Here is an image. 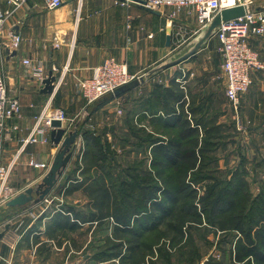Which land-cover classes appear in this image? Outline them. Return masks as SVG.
I'll list each match as a JSON object with an SVG mask.
<instances>
[{
    "label": "crops",
    "instance_id": "crops-1",
    "mask_svg": "<svg viewBox=\"0 0 264 264\" xmlns=\"http://www.w3.org/2000/svg\"><path fill=\"white\" fill-rule=\"evenodd\" d=\"M243 3L261 6L264 5V0H243ZM74 4H77L76 1L68 0L59 9L47 11L42 0H29L13 11L5 0H0V10L7 13V19L0 33V75L4 76L8 94L17 97L21 107L20 118L7 124L8 129L4 142L6 161L18 149L21 139L29 135L35 118L42 113L47 103L52 106L59 94L65 95L68 100L70 92L67 90H73L72 87L75 88V91L78 90V93L74 92L75 96L70 101L74 104L84 101L80 97V90L76 82L78 79L90 78L93 68L112 58L124 64L127 72L137 78L164 61L175 46V41H180L172 34L175 24L181 25V29L175 32H186L183 34L185 38L181 41L187 39L188 43L197 35H191L192 31L196 29V23L193 14H190L186 8L171 20L172 9L170 7H163L158 12H149L138 5H131L128 8L117 6L113 0H83L77 4L78 8H72ZM92 4L93 7L90 6ZM111 6L120 7V13L112 12L106 8ZM142 12L158 18L156 32L146 31L142 22ZM11 33L18 34L22 38V43L15 50V54H11L12 50L6 47ZM149 35L151 38H148ZM167 35L170 36L168 46L166 45ZM54 40L59 42V47L53 46ZM248 44L257 53L263 68L251 73L252 85L240 95L239 121L244 130L240 133V138L237 136L236 140L233 139L234 143L227 141L217 149V171L219 176L229 179L237 169L241 168V164L245 160L252 159L253 167L245 169V179L248 181L254 175L258 180L264 182V35L249 36ZM218 48L219 42L214 35L195 55L176 66V71L173 74H168L169 77L164 79V83L159 82L155 87L160 86L158 89L170 88L171 82H174L179 89L184 91V99L188 104L189 97H197L202 91L201 88L206 86V77H203L202 85H192L190 75L195 73L190 71L195 68L193 66H196L201 60H211L213 56H217L214 59L217 67L214 72L220 75L221 57ZM7 49L10 52H7ZM23 59H29L31 65L24 66ZM38 62L43 65L45 77L51 71L56 78L57 87L51 96L41 94L42 81L39 82L30 75V71ZM52 68L55 70L53 71ZM182 76H184V82H177V79ZM207 78L209 77L207 76ZM151 80L153 77L124 95L129 98L131 103L133 101L135 108L140 107L139 111L135 113L139 118L138 123H140L139 120H143L142 123L147 120L149 122L151 118L145 112L149 107L148 101L156 95V93L153 94V90H149L148 84ZM145 102L147 105H144ZM99 107L102 105L96 106V108ZM158 112L160 113V111ZM130 115L132 114L130 113ZM134 122H136L135 119ZM126 123L128 124L126 131H132L128 117ZM13 126H17V129L14 130ZM141 128L143 127L141 126ZM145 128L148 129V127ZM147 129L145 130L147 131ZM46 140L27 145L19 159L22 157L24 162L32 161L36 164L49 163L50 165L54 151L49 143V134H47ZM249 144L251 146H248ZM38 172H41L42 175L41 170L35 171V175ZM50 219L53 221L45 225L44 230L38 228V231H33L32 229L21 236L16 235L10 225L9 244L0 240V264H6L9 261L12 264H17L23 257L21 254L24 255L26 252L29 254V258H27L29 261H32L34 256L40 257L44 253L49 256L62 252L63 262L66 261L65 264H68L69 256L82 253L84 246L77 247L72 238L66 240L61 237L82 230L83 225L79 226L78 224V227L72 223L75 222L74 220H68L66 217L56 214L52 215ZM20 239L23 243L21 249L18 247L21 244L19 243Z\"/></svg>",
    "mask_w": 264,
    "mask_h": 264
},
{
    "label": "trees",
    "instance_id": "trees-1",
    "mask_svg": "<svg viewBox=\"0 0 264 264\" xmlns=\"http://www.w3.org/2000/svg\"><path fill=\"white\" fill-rule=\"evenodd\" d=\"M148 102L152 128L141 129L132 145L143 159L135 156L115 174L104 165L107 158L97 139L96 151L85 145L77 168L82 181L67 192L86 186L95 212L89 217L73 209L55 214L89 228L112 221L113 242L106 239L103 248L110 253L102 249L93 258L98 262L170 264L176 252L194 246V230L209 227L230 245L229 264H264V182L253 194L243 161L229 179L218 175L216 151L229 136L219 113L199 107L196 96L186 104L174 82Z\"/></svg>",
    "mask_w": 264,
    "mask_h": 264
},
{
    "label": "rangeland",
    "instance_id": "rangeland-1",
    "mask_svg": "<svg viewBox=\"0 0 264 264\" xmlns=\"http://www.w3.org/2000/svg\"><path fill=\"white\" fill-rule=\"evenodd\" d=\"M90 6L93 7V4ZM72 8H78L77 4H74ZM106 8L116 13H120L121 11L120 7L111 6ZM141 15H142V22L144 24L146 31L151 30L153 32H156L158 26V22H157L158 18H155L149 13L142 12ZM151 17L152 20H150ZM175 25L172 28L173 36L175 35V31L181 29V25L180 26L178 24ZM183 38H185V36H183ZM178 40H181V38H179ZM174 44L176 46L179 45V47H176L175 50L174 49L171 50V53L168 55L166 59L175 56L177 51L179 50L183 52L187 50L186 47L187 39L182 43L180 42V44L176 40ZM216 58L217 56H213L211 60L208 59L204 61L201 60V62L199 61L196 64V66H193L195 68H193L190 72L193 71L195 74L193 75L191 73L192 75H190V79H191L190 81L192 85L198 86L199 84L201 85L203 84L204 82L203 77H206L205 79L206 86L205 88H201L202 91L197 96L196 104L198 103L199 107L207 108V106H210V110L213 113L214 112L219 113L218 120L220 121V123L223 122L225 126L224 134L229 135L227 137L226 142L228 141L234 143V140H236L237 136L238 138H240L239 137L241 136L240 133H242L243 131L237 130L235 112L232 109L231 105L225 99L224 96L225 83L221 76V73L219 75L217 72H214L216 71L217 68L215 66L216 64L214 60ZM176 66L157 74V76L156 75L152 76L153 80L149 82L148 86H149V90L151 91L153 90V94L161 91V89L156 90L160 88V86L157 87L155 86L159 82L164 83L165 82L164 79L169 77L168 74L170 73L173 74V72L176 71L177 69V68L175 69ZM207 76L209 78H207ZM72 89L73 90L71 91L67 90L68 92H70L68 94L69 95L67 98L68 100H66L65 95L59 94L56 97L55 101L52 103V106L49 104V109H51L50 112L57 110L63 111L68 117V119L72 121L69 124V126H71L75 123L76 119L80 116L82 111L88 108L90 113L83 126L84 129L83 131L86 132V138L84 137L82 131L79 137L78 148L75 151V154L63 178L61 179L62 188L46 202H43L31 210L20 213L9 219L10 225L15 230V233L18 236H21L25 234L27 231L32 229L33 231H38V228L44 230L45 225L50 224L52 221V219L49 220V218L55 213L61 212L63 210L73 209L74 211H79L83 213V215H86L87 217H89L92 211L95 212V210L92 209V202H93L92 199L88 196L87 192L84 191V188L86 186L80 187L78 190L73 192H67L70 185H78L82 181L81 179L82 177L79 175L81 165L78 164V161L80 163L81 159L79 158L81 156V150L84 149L85 145H88L90 149L96 151L99 148L97 145L93 144V142H95V140L97 139L96 142H100L98 144L99 147L100 145H102V148H100L101 152L102 153L105 152L104 155L107 158L104 165L107 168L112 167V170L114 171L115 174L120 173V170L124 169L127 163H129L131 159L135 158V156H137L138 159H143V157L140 154L136 155L137 150L132 145H134V143L137 142L136 136L140 135V133L138 132L141 129L144 130L147 129L145 127H148L147 129L148 131L150 130V128H152L150 127L152 125L149 124L148 120L147 122L144 121L143 123H142L143 120H140V123L137 122L139 118L135 113L136 111H139L140 107L137 106L138 108H135L133 101L131 103L129 101V98H126L127 96H124L125 93L116 98H113L107 103H104L102 107L96 108V106L92 107V104L87 105L80 91V97H82L84 101H82V103L80 104H76V103L74 104L70 100L72 97L75 96L74 92L78 93V90L75 91L74 87H72ZM195 90L197 93L198 92L197 87ZM130 113L132 115H130ZM41 115L42 113H40L36 118H38ZM127 117L129 124H131V126L133 127H136L135 132H133V130L130 132L126 131L128 125L126 123ZM134 119L136 122H134ZM69 126L68 129L70 128ZM141 126L143 128H141ZM63 128L65 127L63 126ZM88 135L90 136L87 138ZM106 146H109L110 150L108 152L105 150ZM248 146L251 145L249 144ZM22 159L23 158L21 157L17 161V164L15 165L12 171L13 173L11 174V178H10V182L12 183L13 186H16L18 188V191H21L25 187L29 186L41 176V172L40 173L38 172V174L35 175V171L39 169L30 167L28 165V162H24L23 161L24 159L23 160ZM251 161L252 159H249V161L247 160L244 161V167H243L244 170L246 168L250 169L251 167H253ZM77 168H79V171H77ZM252 176L253 178L250 177L248 180L250 185V191L253 194H256L257 188H259L258 183L259 181L262 180H258L257 177H255L254 175ZM220 177L224 178V176H220ZM81 228L82 230H78L70 235L66 234L61 237V238H65L66 240L72 238V241L76 243L75 246L77 247L84 246L83 247L84 250L82 253H79V255L72 254L71 256L68 257L67 259L68 264H73L75 262L77 264L110 263V261H105V262L94 261L93 258L96 257L95 255H98V253H100L103 248H105L104 247L106 244L104 243L105 240L106 239L111 240L114 237L112 221L108 219L105 222H102L101 225L94 224L93 226H91V228H89V226L85 224ZM193 233H195L194 246L192 247V245H190L188 247V245L190 244L189 243L184 247L183 250L180 251L179 254L176 252L172 260H170V264H229L227 253L229 251L230 245L222 237V235H220L219 233H214V231L211 230L209 227L201 228L198 231L194 230ZM158 234H161V231H159ZM232 235H234V233H232ZM40 236L43 237V235ZM229 237L231 238V236ZM111 242L113 241L111 240ZM19 243L21 244H19V246L18 245L16 246H18L19 249H21L23 244L21 239L19 240ZM105 249H103L102 251L106 253H110L108 251H105ZM197 252H198V256L196 255L195 257V253ZM21 256L23 257L19 259V262H17V264H30V262L31 264H65L66 263V261L63 262L64 255L62 252L61 253L58 252L57 254H52L49 256H46V253H44L40 256L41 258L34 256L32 261L27 260V258H29L28 252H26L24 255L21 254ZM42 258L43 260H41ZM114 264L117 263L115 262Z\"/></svg>",
    "mask_w": 264,
    "mask_h": 264
},
{
    "label": "built area",
    "instance_id": "built-area-1",
    "mask_svg": "<svg viewBox=\"0 0 264 264\" xmlns=\"http://www.w3.org/2000/svg\"><path fill=\"white\" fill-rule=\"evenodd\" d=\"M28 1L29 0H5L6 4L13 11ZM42 1L47 11L59 9L68 2V0ZM82 1L83 0H76L77 4H80ZM113 3L125 8L131 5H142L144 9L154 12H158L163 7H170L172 9L170 15L171 20L177 13L186 8L195 18L196 29L191 33L193 36L196 35L202 27H205L222 9L243 4V0H113ZM76 14L78 16V11ZM6 19L7 13L0 10V33ZM185 33L186 32L181 31L175 32L174 37L183 39V34ZM262 35H264V11L247 14L241 18L230 20L222 24L215 33L219 42L218 52L221 57V76L225 83L224 96L235 112L238 131L244 130L239 121L240 95L251 87V73L263 68V65L259 62L257 53L249 47L248 38L249 36ZM148 38H151V35H149ZM180 42L182 43L184 41L180 40L179 44ZM21 43V36L11 33L10 40H8L6 47L15 51L20 47ZM53 46L57 48L60 44L58 41L54 40ZM176 47H179V45H175L173 49L175 50ZM22 64L29 67L31 62L29 59H23ZM52 70L54 71L55 68H52ZM30 75L41 82L45 77L43 65L38 62L30 71ZM133 79L134 77L127 72L124 64L110 58L102 65L93 68L90 78L78 79L76 85L81 91L87 105H89L112 93L117 88L126 85ZM183 80L184 76L177 79V82H182ZM50 110L49 103H47L42 115L35 119V123L29 135L21 139L19 148L14 154L9 156L6 161L4 157V142L5 133L8 129L7 124L20 118L21 107L17 97L8 94L4 76L0 75V205L19 192L10 182V178L19 157L24 152L27 145L47 141L46 136L49 134L50 121L52 119L61 121L62 127L64 126L66 130L72 122L63 111L57 110L50 112ZM48 111L50 112L49 117L46 116ZM12 128L16 130L17 126H13ZM28 165L32 168L41 170L42 174L49 168V163L36 164L29 161ZM2 240L9 244L8 233L5 234ZM9 246L12 247L11 245ZM6 264H12V262L9 261L6 262Z\"/></svg>",
    "mask_w": 264,
    "mask_h": 264
},
{
    "label": "water",
    "instance_id": "water-1",
    "mask_svg": "<svg viewBox=\"0 0 264 264\" xmlns=\"http://www.w3.org/2000/svg\"><path fill=\"white\" fill-rule=\"evenodd\" d=\"M141 8H144L142 5ZM149 12H154L146 9ZM264 11V5L257 6L252 3H243L236 6L222 9L217 13L212 20L202 27L197 35L192 38L186 45V51H177L175 56L165 59L143 75L134 78L132 81L124 86H121L114 90L112 93L102 97L99 101H96L93 106L100 105L101 102L109 99L116 98L132 89L145 83L150 77L155 76L169 68H172L178 64L183 63L189 59L195 53L204 47L206 43L213 37L216 31L222 24L241 18L247 14H253ZM170 42V36L166 37V45ZM7 52H10L8 49ZM16 51H12L11 54H15ZM57 87L56 78L50 71L48 75L42 80L40 86V93L43 95L51 96ZM90 111L83 110L80 116L76 119L75 123L70 126L69 129L62 127V122L56 119L50 121L49 130V143L51 149L54 151V155L51 159L48 170L42 174L35 182L19 191L12 198L0 205V240L3 239L5 234L10 230L9 219L23 212H27L45 200L52 198L61 188V179L63 178L74 154L79 145V137L83 126L89 116ZM46 116H50V112L46 113ZM73 264H77L76 262Z\"/></svg>",
    "mask_w": 264,
    "mask_h": 264
}]
</instances>
